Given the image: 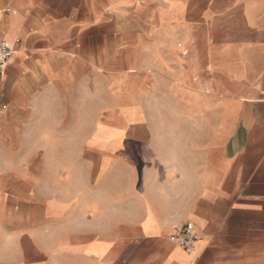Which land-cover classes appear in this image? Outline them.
Listing matches in <instances>:
<instances>
[{"label":"crops","instance_id":"obj_1","mask_svg":"<svg viewBox=\"0 0 264 264\" xmlns=\"http://www.w3.org/2000/svg\"><path fill=\"white\" fill-rule=\"evenodd\" d=\"M0 11V264H264V0Z\"/></svg>","mask_w":264,"mask_h":264},{"label":"built area","instance_id":"obj_2","mask_svg":"<svg viewBox=\"0 0 264 264\" xmlns=\"http://www.w3.org/2000/svg\"><path fill=\"white\" fill-rule=\"evenodd\" d=\"M9 8L3 9L8 11ZM1 12V11H0ZM18 41V39H16ZM14 52L13 45L9 40L0 39V71L10 62ZM198 235L190 225H184L169 236V240L178 247L188 249L196 241Z\"/></svg>","mask_w":264,"mask_h":264},{"label":"rangeland","instance_id":"obj_3","mask_svg":"<svg viewBox=\"0 0 264 264\" xmlns=\"http://www.w3.org/2000/svg\"><path fill=\"white\" fill-rule=\"evenodd\" d=\"M8 0H0V8L7 4Z\"/></svg>","mask_w":264,"mask_h":264},{"label":"bare ground","instance_id":"obj_4","mask_svg":"<svg viewBox=\"0 0 264 264\" xmlns=\"http://www.w3.org/2000/svg\"><path fill=\"white\" fill-rule=\"evenodd\" d=\"M10 41V40H9Z\"/></svg>","mask_w":264,"mask_h":264}]
</instances>
